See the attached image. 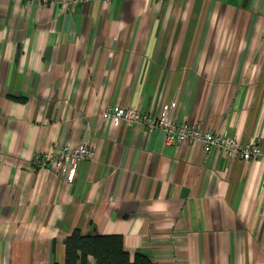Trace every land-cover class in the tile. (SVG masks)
Returning <instances> with one entry per match:
<instances>
[{
	"label": "crops",
	"instance_id": "0c3cea01",
	"mask_svg": "<svg viewBox=\"0 0 264 264\" xmlns=\"http://www.w3.org/2000/svg\"><path fill=\"white\" fill-rule=\"evenodd\" d=\"M172 101L264 145V0H0V264H64L75 229L158 264H264V159L104 116ZM80 142L73 183L35 162Z\"/></svg>",
	"mask_w": 264,
	"mask_h": 264
},
{
	"label": "built area",
	"instance_id": "2783aa9c",
	"mask_svg": "<svg viewBox=\"0 0 264 264\" xmlns=\"http://www.w3.org/2000/svg\"><path fill=\"white\" fill-rule=\"evenodd\" d=\"M27 4L32 1H38L44 4H52L68 9L71 5L77 3H86L91 0H24ZM110 1V0H103ZM176 102L172 101L162 106L158 114L143 113L140 109L123 106H113L108 108L105 113V119H112L115 125L122 121L136 123L146 127L148 132L160 129L165 135L167 144L176 146L183 142L200 143L205 152H211L214 149H222L230 153L233 158H239L243 161L264 159V145L254 141L242 142L237 138H229L220 133H214L211 130L203 129L187 123H179L173 116V110ZM94 156V149L87 142L76 144H65L60 151L49 149L37 155L35 162L41 167H46L52 163H57L60 174L69 183H73L77 178L80 164L83 161L90 160Z\"/></svg>",
	"mask_w": 264,
	"mask_h": 264
},
{
	"label": "trees",
	"instance_id": "16d2710c",
	"mask_svg": "<svg viewBox=\"0 0 264 264\" xmlns=\"http://www.w3.org/2000/svg\"><path fill=\"white\" fill-rule=\"evenodd\" d=\"M158 264L147 254L127 251L119 234H83L75 229L65 239L64 264Z\"/></svg>",
	"mask_w": 264,
	"mask_h": 264
}]
</instances>
